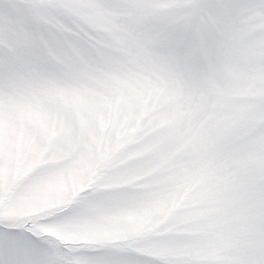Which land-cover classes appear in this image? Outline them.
Wrapping results in <instances>:
<instances>
[{"label": "clouds", "instance_id": "1", "mask_svg": "<svg viewBox=\"0 0 264 264\" xmlns=\"http://www.w3.org/2000/svg\"><path fill=\"white\" fill-rule=\"evenodd\" d=\"M23 33L0 37V222L125 264L264 260V9L42 0Z\"/></svg>", "mask_w": 264, "mask_h": 264}, {"label": "snow or ice", "instance_id": "2", "mask_svg": "<svg viewBox=\"0 0 264 264\" xmlns=\"http://www.w3.org/2000/svg\"><path fill=\"white\" fill-rule=\"evenodd\" d=\"M205 8L220 7L228 14L247 11L251 7L264 9V0H203ZM42 0H10V10L0 11V37L23 38V29L33 17ZM68 41L90 43L91 35L85 30L67 29ZM8 224V227H5ZM46 225L20 224L19 221L0 222V250H9V259L4 264H125L120 257L106 252L103 255H86L74 248L61 249L55 244L43 243L40 239ZM15 253L16 256L11 254ZM24 259H19L20 255ZM255 264H264L258 260Z\"/></svg>", "mask_w": 264, "mask_h": 264}]
</instances>
